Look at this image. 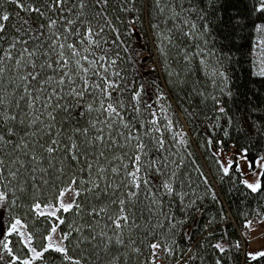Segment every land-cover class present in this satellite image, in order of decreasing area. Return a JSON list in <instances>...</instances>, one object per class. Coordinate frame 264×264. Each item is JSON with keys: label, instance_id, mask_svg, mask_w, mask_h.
Masks as SVG:
<instances>
[{"label": "snow or ice", "instance_id": "1", "mask_svg": "<svg viewBox=\"0 0 264 264\" xmlns=\"http://www.w3.org/2000/svg\"><path fill=\"white\" fill-rule=\"evenodd\" d=\"M240 3L0 0V264H224L233 250L244 252V264L264 259V246L248 250L264 239V231L252 236L264 225V204L243 215L235 240L226 231L216 237L215 217L200 240L184 231L204 211L177 147L189 143L187 132L167 116L161 122L171 108L162 89L155 102L145 100L146 84L129 78L130 68L145 66L140 59L155 56L149 71L163 68L166 84L190 86L226 116L221 97L234 95L231 76L220 59L209 72L207 37L217 32L224 60L235 48L264 80V0ZM133 35L151 40L147 57ZM252 129L259 134L264 125ZM249 152L218 160L220 179L235 171L238 183L264 197V156L250 160Z\"/></svg>", "mask_w": 264, "mask_h": 264}, {"label": "trees", "instance_id": "2", "mask_svg": "<svg viewBox=\"0 0 264 264\" xmlns=\"http://www.w3.org/2000/svg\"><path fill=\"white\" fill-rule=\"evenodd\" d=\"M231 3L236 4L237 8L243 7L240 0H231ZM230 11L234 13L235 9L230 8ZM137 32H140L139 27H137ZM207 39L209 41L207 47L214 53V55L208 56L209 72H211L216 60L220 59L221 62L228 64L227 71L231 76L230 83L234 95L221 97L227 102L225 104L226 116L212 111V101L210 99L207 102L203 101L200 96L194 94L190 86L166 84L165 81L171 78L163 68L158 66L156 71H149L148 65L152 64L155 56L146 61L140 59L139 64L145 66L143 68L137 66L135 72H132L130 68L129 78L134 77L137 84H146L148 95L144 97L145 100L151 97V100L155 102L156 89H162L168 97L166 103L171 105L164 116L177 121V131L183 127L184 131L187 132L189 143L183 147H177L180 153L185 155V175H191L192 187L198 195L204 197V200L200 202L204 211L203 213L196 212L193 218H189L186 221L184 231L191 232L193 241L200 240L206 235L202 231L203 226L215 217L218 229L216 237L219 238L226 231L227 235L235 240L244 231L240 226L243 215L249 208L254 209L258 203L264 204V197L250 193V190L238 183L235 171L231 172V179L228 177L220 179L223 173L218 164V156L222 150L219 142H223V152L225 153L230 147L239 151L240 148L247 146L250 147V160L257 155L264 156V132L257 134L252 129L253 124L257 128L264 125V120L261 119L264 117V80L250 74L247 60L242 59L235 48L231 52V62L224 60V57L229 56V52L224 46L225 42L217 32L212 33ZM130 41L134 44L138 41L140 44L146 45L145 57L148 56V50H152L150 39L146 40L133 35ZM237 44L246 45V40L243 37H238ZM237 61L240 62L237 63ZM197 75L200 79L205 78L203 70ZM216 117H219L218 121L215 119ZM161 122H164V117ZM212 125L216 126L212 127ZM209 139L213 141L211 146L207 144ZM189 152L192 155H187ZM200 171L210 177L211 187L205 184L203 177L200 176ZM197 185L199 186L197 187ZM213 190L217 196L216 200L212 199ZM225 213H228L226 219ZM63 215L68 220L73 218L69 213ZM181 216L182 214L178 213V218ZM37 224L41 230L47 226L43 217L38 219ZM61 227L63 228L64 225ZM65 230L67 229L65 228ZM179 239L184 246L190 243L186 237ZM206 255L215 258L218 254L210 249ZM244 261L243 251L233 250L231 254L224 257V264H244ZM57 264H59V260H57ZM209 264H211V260H209ZM248 264H254V262L249 260ZM258 264H264V259L259 260Z\"/></svg>", "mask_w": 264, "mask_h": 264}, {"label": "rangeland", "instance_id": "3", "mask_svg": "<svg viewBox=\"0 0 264 264\" xmlns=\"http://www.w3.org/2000/svg\"><path fill=\"white\" fill-rule=\"evenodd\" d=\"M164 117L161 116V119ZM231 157L228 153H225L223 152V155H220L219 153V160H225L227 161L228 158ZM238 163H243L242 160H238ZM247 166L245 165V171H247ZM251 179V177H249ZM264 231V225L261 226L260 230L259 231H255L252 233V236L255 238V237H258L260 235V232ZM262 246H264V239H253V243L249 246V249L250 251H254V250H257L259 248H261Z\"/></svg>", "mask_w": 264, "mask_h": 264}, {"label": "built area", "instance_id": "4", "mask_svg": "<svg viewBox=\"0 0 264 264\" xmlns=\"http://www.w3.org/2000/svg\"><path fill=\"white\" fill-rule=\"evenodd\" d=\"M238 150H236L235 148L233 147H230L229 150L227 151V153L230 155V156H234L235 153H237ZM237 160H239L240 158L239 157H236Z\"/></svg>", "mask_w": 264, "mask_h": 264}]
</instances>
